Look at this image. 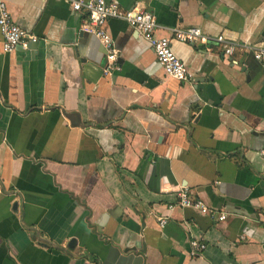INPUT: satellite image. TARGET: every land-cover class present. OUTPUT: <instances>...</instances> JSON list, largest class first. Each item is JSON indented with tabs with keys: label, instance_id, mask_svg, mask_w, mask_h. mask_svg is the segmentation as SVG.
<instances>
[{
	"label": "crops",
	"instance_id": "crops-1",
	"mask_svg": "<svg viewBox=\"0 0 264 264\" xmlns=\"http://www.w3.org/2000/svg\"><path fill=\"white\" fill-rule=\"evenodd\" d=\"M0 1L39 38L4 54L0 36V264H264V68L172 33L264 48V0H107L155 17L185 83L120 20L105 28L119 67L105 75L70 7L88 0ZM183 188L208 215L176 206Z\"/></svg>",
	"mask_w": 264,
	"mask_h": 264
},
{
	"label": "built area",
	"instance_id": "built-area-1",
	"mask_svg": "<svg viewBox=\"0 0 264 264\" xmlns=\"http://www.w3.org/2000/svg\"><path fill=\"white\" fill-rule=\"evenodd\" d=\"M70 7L74 13H84L86 15L87 20L81 26V31L96 37L104 48L106 53L105 75H110L119 69L117 66L118 51L115 49L105 28L109 21L120 20L126 22L150 44L157 63L166 77L179 83H185L189 80L190 74L186 66L173 52L170 40L156 37L155 32L158 29V25L151 13L142 9L123 11L115 1L107 0L71 1ZM172 33L176 41L197 45L201 51H209V43L216 44L221 48L222 56L224 57H232L239 50L246 53L249 52L252 54L253 59L264 68V48L229 43L223 36L210 38L196 28L174 29ZM0 36L4 54H10L17 48L27 51L31 45L36 44L39 40L37 35L29 33L15 24L3 1H0ZM177 196L178 202L176 206L183 209H192L201 215L209 214L207 205L202 200L195 198L188 189L179 190ZM173 208L174 206H169L167 209L170 211ZM157 215L155 212L154 217L157 218L159 227L164 229L167 220ZM226 218L227 215L225 214H220L217 217L219 222L226 220ZM190 246L192 256L201 255L206 248L204 244L197 240L191 241Z\"/></svg>",
	"mask_w": 264,
	"mask_h": 264
}]
</instances>
